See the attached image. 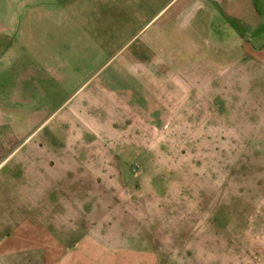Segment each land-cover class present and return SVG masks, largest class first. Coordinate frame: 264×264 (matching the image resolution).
I'll return each instance as SVG.
<instances>
[{"label": "rangeland", "instance_id": "rangeland-1", "mask_svg": "<svg viewBox=\"0 0 264 264\" xmlns=\"http://www.w3.org/2000/svg\"><path fill=\"white\" fill-rule=\"evenodd\" d=\"M152 15L108 28L103 56L147 45ZM149 48L148 90L95 97L90 119L60 125L55 171L0 149L1 264H264V61ZM49 126L29 143L48 147Z\"/></svg>", "mask_w": 264, "mask_h": 264}, {"label": "crops", "instance_id": "crops-1", "mask_svg": "<svg viewBox=\"0 0 264 264\" xmlns=\"http://www.w3.org/2000/svg\"><path fill=\"white\" fill-rule=\"evenodd\" d=\"M146 9L153 12L147 45L128 47L119 61L103 56L107 29L132 26ZM161 39L181 49L208 45L211 59L264 61V0H0V149L21 156L25 171H55L45 157L55 156L57 136L65 138L60 125L90 119L95 97L148 90L144 78L139 83L150 76L141 64L154 63L149 44ZM153 82L147 79L148 88ZM66 92L67 110L55 112L51 98ZM44 124L60 128L42 133L48 147L32 146Z\"/></svg>", "mask_w": 264, "mask_h": 264}]
</instances>
